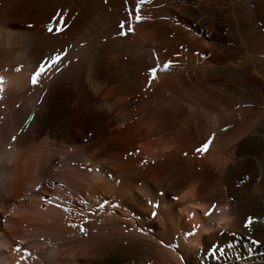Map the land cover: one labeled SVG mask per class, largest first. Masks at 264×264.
<instances>
[{"label": "bare ground", "instance_id": "obj_1", "mask_svg": "<svg viewBox=\"0 0 264 264\" xmlns=\"http://www.w3.org/2000/svg\"><path fill=\"white\" fill-rule=\"evenodd\" d=\"M137 3L0 0V264H264V0Z\"/></svg>", "mask_w": 264, "mask_h": 264}, {"label": "snow or ice", "instance_id": "obj_2", "mask_svg": "<svg viewBox=\"0 0 264 264\" xmlns=\"http://www.w3.org/2000/svg\"><path fill=\"white\" fill-rule=\"evenodd\" d=\"M144 2H145V0H138V3H137V5H136L137 14H136V16H135V19H136L137 21H139L140 19H142V17L138 14V12H139V7H140V5H141L142 3H144ZM120 29H121V31H120V35H125V34H126V32L124 31V29H125V25H124L123 22L120 24ZM50 30H51V29H50ZM131 31H132V28H131V27H128V28H127V32H131ZM58 59H59V54H57L56 56H53V57H52V62L54 63V62H56ZM169 63H170V62H166V63H165V65H164V68H165V69H167V67L169 66ZM43 70H44V68H43V66H41V68H40L39 70L34 71V72L32 73V76H31V83H32L33 85H35V84L38 82V77H39L40 73H41ZM158 70H159V66L151 68V69L149 70L150 77H151V78H154V77H155V73H156ZM0 82H2V78H0ZM210 139H211V138H210ZM207 147H208V143L206 142L204 145L201 146V148L197 149V151H198V152H203V151H205V150L207 149ZM248 223H249V224L252 223V218H251V217H249V219H248Z\"/></svg>", "mask_w": 264, "mask_h": 264}]
</instances>
